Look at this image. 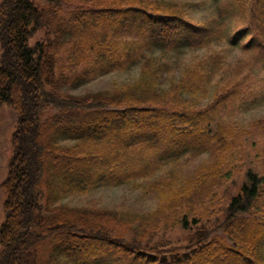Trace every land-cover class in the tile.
I'll use <instances>...</instances> for the list:
<instances>
[{
	"label": "trees",
	"instance_id": "1",
	"mask_svg": "<svg viewBox=\"0 0 264 264\" xmlns=\"http://www.w3.org/2000/svg\"><path fill=\"white\" fill-rule=\"evenodd\" d=\"M45 1L55 11L74 0ZM81 1L49 38L31 43L47 24L46 6L0 0V107L17 114L1 182L0 264H264V175L249 167L215 219L204 203L208 196L213 202L220 185L203 182L231 170L203 165L179 187L169 181L158 189L163 182L151 180L186 156L220 157L231 146L233 131L218 121L219 110L246 98L255 66L264 71V0ZM204 5L210 15L197 19ZM248 7L249 23L234 24L231 18ZM68 33L65 45L61 37ZM235 48L249 58L232 64L227 58ZM135 70L133 80L112 88L62 91L98 71ZM210 94L205 108L197 105ZM121 184L159 191L162 199L154 213L108 211L112 217L146 228L151 216L194 228L174 261L156 256L175 248H154L111 225L89 223L86 210L61 202Z\"/></svg>",
	"mask_w": 264,
	"mask_h": 264
},
{
	"label": "rangeland",
	"instance_id": "2",
	"mask_svg": "<svg viewBox=\"0 0 264 264\" xmlns=\"http://www.w3.org/2000/svg\"><path fill=\"white\" fill-rule=\"evenodd\" d=\"M41 5L46 6L48 17L47 24L31 39V43L37 40L47 39L48 32H56L58 21H65L69 18L71 12L78 8L81 0H74L71 3L63 2L62 6L58 10H53L47 5L45 0H35ZM197 1V0H189ZM250 6V5H249ZM211 6H202L199 11L195 13L197 19H202L210 15ZM249 7L246 14H240L231 18L233 23L238 26H243L249 23ZM60 28V27H59ZM57 29V30H56ZM52 38L56 37V33L49 34ZM71 38L70 33L61 37V41L65 45H69ZM1 54V47H0ZM249 55L242 53L240 49H231L229 51V57L227 58L232 64L237 60H247ZM249 74V69H244V73ZM254 83L251 85V91L246 94V98L240 100L235 98L231 100L233 104L228 109H220L219 117L226 128H231L233 136L229 137L231 146L223 153L222 156H215L213 152H205L196 156L189 155L184 157L179 164H169L161 167V169L151 179L152 181L163 182L158 186H162L164 183L170 181V185L179 187L184 181H189L196 177V173L203 165L210 166L212 164H221V173H225L231 170L229 176L216 174L206 177L203 183L211 184L215 181L220 185L217 189L216 185L214 191H220L215 196L211 203L209 196L206 199L204 205L208 204L210 208L209 215L213 219L223 217L224 208L233 194H236L240 188V185L244 179L245 171L251 167L264 175V71L254 67V70L250 72ZM137 75V71L119 72L110 71L104 73L98 71L91 78L81 79L75 84L68 82L62 87V91L67 93L79 94L87 91H96L107 88L115 87L123 82L133 80ZM189 99H191L188 96ZM212 95L206 99L198 100L197 105L200 103L202 108H205L212 99ZM255 98V99H254ZM257 98V99H256ZM17 123V114L15 110L4 104L0 107V226L2 225L4 214V200L5 192L1 188V182L7 175L8 163L13 153L12 135ZM207 171V170H206ZM207 174V173H206ZM227 187L228 191L224 192L220 189ZM170 188V186H169ZM159 191L147 192L143 189H135L126 184L117 186L101 185L92 189L87 193L69 194L61 202L65 206L76 207L86 210L91 217L89 223L92 221L102 222L108 225L120 229L125 232L127 238L137 237L142 242H148L149 246L154 248H175V252H163L157 255L156 258L174 261L178 252H182V246L187 243V240L194 232L193 229H185L181 226V223L163 224V221H159L152 216L147 219L151 222L146 228L142 223L137 222L135 224L127 223L123 220L117 219L109 215L108 211L121 212L127 210L132 214L148 215L154 213L161 202ZM203 206V203L197 205L198 208ZM208 215V216H209ZM165 216H162L164 218ZM192 218V214L189 216ZM206 215H203L205 218ZM159 221V227L154 225ZM201 222H204L202 220ZM1 249V245H0ZM154 254V253H153ZM155 256V255H154ZM101 264V263H100Z\"/></svg>",
	"mask_w": 264,
	"mask_h": 264
}]
</instances>
